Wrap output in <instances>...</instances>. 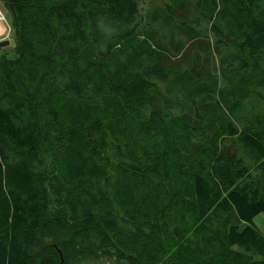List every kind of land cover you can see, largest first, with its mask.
<instances>
[{
    "label": "trees",
    "instance_id": "16d2710c",
    "mask_svg": "<svg viewBox=\"0 0 264 264\" xmlns=\"http://www.w3.org/2000/svg\"><path fill=\"white\" fill-rule=\"evenodd\" d=\"M168 1L0 0V264H264V0Z\"/></svg>",
    "mask_w": 264,
    "mask_h": 264
},
{
    "label": "rangeland",
    "instance_id": "374dc122",
    "mask_svg": "<svg viewBox=\"0 0 264 264\" xmlns=\"http://www.w3.org/2000/svg\"><path fill=\"white\" fill-rule=\"evenodd\" d=\"M189 0H184L182 2V4H185L184 8H180L182 10H179V12L189 18H191L192 14H191V6L193 5L192 3L189 4L188 2ZM169 3L168 0H141V13L145 14L146 12H148L151 8L157 7V8H161L164 9L165 6ZM4 14L7 17V20L9 22L8 19V13L7 11L2 8ZM194 45H197V42H193ZM191 47V46H190ZM190 47L188 46V49L185 53V55H183V58L180 59L181 62L176 63L172 58L168 59L167 64L168 65H172L174 66L176 69L183 71L184 68H187L189 66H191V58H192V52L190 51ZM197 52H200L201 49L199 47L196 48ZM1 53V52H0ZM205 69H203L205 72H208L209 74L213 73L214 71V67L216 66V64L219 63V56L218 57H211L210 59H205ZM207 74V73H206ZM207 74V76L209 77V79L207 80V78L204 77V80L206 79V81L211 84V76ZM211 113V111H209ZM254 225L257 227V229L264 234V214H259L258 216H256L253 220Z\"/></svg>",
    "mask_w": 264,
    "mask_h": 264
},
{
    "label": "built area",
    "instance_id": "2783aa9c",
    "mask_svg": "<svg viewBox=\"0 0 264 264\" xmlns=\"http://www.w3.org/2000/svg\"><path fill=\"white\" fill-rule=\"evenodd\" d=\"M2 5L0 3V42L12 41L11 39V26L7 20L6 15L2 10Z\"/></svg>",
    "mask_w": 264,
    "mask_h": 264
},
{
    "label": "water",
    "instance_id": "95a60500",
    "mask_svg": "<svg viewBox=\"0 0 264 264\" xmlns=\"http://www.w3.org/2000/svg\"><path fill=\"white\" fill-rule=\"evenodd\" d=\"M12 46H13V42L12 41H3V42H0V49H2V48H10Z\"/></svg>",
    "mask_w": 264,
    "mask_h": 264
},
{
    "label": "bare ground",
    "instance_id": "6f19581e",
    "mask_svg": "<svg viewBox=\"0 0 264 264\" xmlns=\"http://www.w3.org/2000/svg\"><path fill=\"white\" fill-rule=\"evenodd\" d=\"M168 162V161H167Z\"/></svg>",
    "mask_w": 264,
    "mask_h": 264
}]
</instances>
